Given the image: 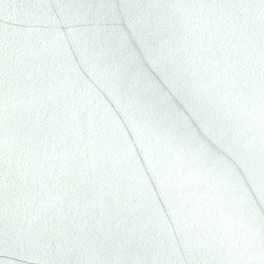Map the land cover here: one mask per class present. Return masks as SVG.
I'll list each match as a JSON object with an SVG mask.
<instances>
[{"label": "snow or ice", "instance_id": "snow-or-ice-1", "mask_svg": "<svg viewBox=\"0 0 264 264\" xmlns=\"http://www.w3.org/2000/svg\"><path fill=\"white\" fill-rule=\"evenodd\" d=\"M0 264H264V0H0Z\"/></svg>", "mask_w": 264, "mask_h": 264}]
</instances>
